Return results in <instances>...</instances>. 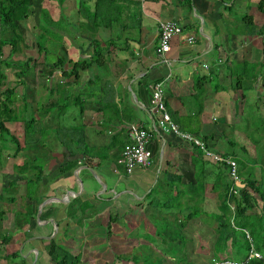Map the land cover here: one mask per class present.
Listing matches in <instances>:
<instances>
[{
    "label": "crops",
    "instance_id": "0c3cea01",
    "mask_svg": "<svg viewBox=\"0 0 264 264\" xmlns=\"http://www.w3.org/2000/svg\"><path fill=\"white\" fill-rule=\"evenodd\" d=\"M9 1L0 0L1 25L11 24L2 17ZM258 1L28 0L20 5V14L25 8L28 16L15 30L20 36L19 49L13 52L10 44L5 45L3 58L19 60L32 56V52L43 58L45 50L37 49L36 41L41 39L47 46L48 39L38 26L48 15L54 26L57 59L90 58L97 46L106 61L100 68L81 70L78 79L67 80L68 85L60 77L59 68L54 72V97L64 90L71 93L66 101L72 114L69 122L78 129L83 126L85 133L67 130L69 140L55 149L42 178L39 192L44 198L38 207L49 196L64 199L47 202L39 220L21 230L24 235L19 242L10 243L18 248L10 250L7 244L4 254L21 251L28 244L25 264H52L56 255L67 264L75 256L78 264H133L122 256L138 247L154 248L145 237L155 234L161 217L172 224L184 222L194 212L204 221L208 219L207 234H214L217 223L204 214L219 211L216 208L223 186L230 183L226 165L204 154L203 161L197 160L195 146L168 130L154 131L146 143L151 153L149 166H136L125 174L117 158L129 141L131 124L155 129L158 113L151 108V86L161 82L167 112L179 130L204 139L217 154L227 152V156L239 158L243 182L253 174L257 185L263 184L262 126L257 122L252 132L247 131V122H256L249 120L250 115L258 114L259 120H264V33L258 31L264 26V12L258 9ZM244 9L246 13L239 17L237 12ZM165 20L178 22L183 31L171 39L170 49L162 55L156 53L155 45L159 22ZM238 22L245 25L237 27ZM9 33L12 31L3 32L5 39H11ZM189 36L194 38L192 42L187 41ZM78 94L74 103L73 96ZM232 123L237 130L229 133L227 126L230 130ZM79 151L94 156L84 159ZM66 159H77L78 165L62 173L60 166ZM19 178L23 182L26 174ZM234 207L230 206L231 221ZM198 216L188 221L183 232L195 238V248L198 245L210 251L213 238L198 236ZM261 224L264 229L263 220ZM54 238L59 248L50 257L48 250ZM73 248L78 251L72 255L68 249ZM32 252L40 256L31 257ZM196 255L199 261L209 258Z\"/></svg>",
    "mask_w": 264,
    "mask_h": 264
},
{
    "label": "trees",
    "instance_id": "16d2710c",
    "mask_svg": "<svg viewBox=\"0 0 264 264\" xmlns=\"http://www.w3.org/2000/svg\"><path fill=\"white\" fill-rule=\"evenodd\" d=\"M9 3V8L2 14V17L4 22L10 21L11 24H0V62L7 68L17 66L19 69L14 71L13 74L14 86H9L7 84L9 78L7 72L0 73V94L2 96V98H0V160L4 153H6L8 157L13 158L21 151L25 154L23 161L13 164L14 172L20 175L26 174L25 179L27 184L24 190L22 192L15 191V193L20 192L21 195H26V204L23 206V211L16 210L13 215L14 229L19 228V230H22L24 227L29 226L30 222L35 219L38 204L41 199L44 198L43 194L39 192L42 187V178L46 175L45 171L47 170L49 161L53 160L54 154L57 152L55 149L66 144L65 140L68 137L67 130L79 131L81 135L85 133L83 126L78 129L74 123L71 125L69 122V117L72 116V114L70 111H67V109H69V103H66V101L71 98V93L64 90L60 94V90H57L59 95L58 97H54V89L51 84L53 74L56 69L59 68L61 71L60 77L65 81L64 84L68 85L67 80L69 78L74 77V79H78L79 72L91 66L100 68L101 65L105 63L106 58L102 54L101 48L95 46L96 49L94 54L90 58L81 57L76 61H65L62 58H55L51 62V60H47V46H44L40 41H36V48L45 50V56L41 62H38L36 58H32L31 56H26L19 60H15L11 56L3 58L2 48L5 45L10 44L13 52L19 49L20 36L15 34V30L20 28L19 21H24L28 16L25 8L20 14L23 3H28V0H10ZM20 5L22 6L20 7ZM257 7L260 11L264 12V0H259L257 2ZM244 17L250 19V16L244 15ZM42 19L45 22H50L48 15H44ZM7 31H12V33L8 34L11 39L4 38L3 32ZM258 31L264 33V26L262 30L258 29ZM94 42L96 45H99L97 41ZM23 45H25V47H31L24 42ZM25 71H33L31 81L41 83V86L47 91L45 99H38L35 101V107L32 105V102L28 101V96L31 95L30 93H34L33 88L31 87L33 91L31 92L29 89V82L26 87H23V82L28 80L23 76ZM49 80L50 82H47ZM64 84L61 83L60 85L64 87ZM18 86L21 87L19 95L23 102L20 106L16 107L15 97L17 96ZM27 86H29V88ZM73 97V102L75 103V97L78 98L79 94ZM81 111H83V107ZM51 112H53V114H51ZM56 122H60L62 125L57 124L54 126ZM9 124L20 125L22 139L17 136L14 132L15 130L9 127ZM261 126L263 128V125ZM97 132L101 133V131ZM54 139L56 141H54ZM203 142L205 146L208 147L204 139ZM190 143L195 146L196 152H199H195L196 159L203 161L204 157L200 151L201 149L199 150V147L193 142ZM69 154L74 155V153ZM226 154L228 155L227 152L225 155H219L222 157H229ZM79 155L84 159L94 156L87 151H79ZM233 159L236 161L237 170H239V158L237 160L235 158ZM219 163L228 167L224 161ZM77 165V159H69L65 161V164H61L60 172L65 173ZM238 175L241 183L236 189L239 195L229 196L228 191L231 183L229 180L230 183L223 186L224 189L223 194L220 196L219 211L213 213V216L210 218V220L217 223L215 233H211L213 237L212 242H210L211 257L207 259L210 264H214L215 262H220L221 264H264V229L261 228V221H264V196L260 193L255 178H249L246 182L244 181V183H246V186H244L239 171ZM18 182L20 183L19 180L14 179L11 180L8 185L2 186L1 192L3 199L15 201L13 195L6 196L5 193L10 191L12 186L18 187ZM36 185L37 187H35ZM157 186L158 184L156 187ZM256 194H259L262 201L260 209L258 195ZM230 201H234L235 204L233 221H231L232 211L229 204ZM257 210H261L260 213ZM4 214V210L0 211V217H3ZM196 216H198V213L194 212L189 214L188 218L184 219V222L178 220L172 224L167 217H161V223L157 224L159 226H157L158 230L155 234H148L145 237L153 243V246L156 245V247H146L149 248V252L144 251L140 254V256H142V262H140L141 258H139V261L137 259L138 255L135 254L133 256L127 254L122 256V258L132 260L133 264H203L199 261L198 255L194 253L196 245L195 238L192 237L190 233L183 232L188 221H191L193 217ZM205 220L208 221V219ZM163 222L164 224H162ZM245 232L248 233L251 240L246 237ZM10 238L11 237L3 238L0 242V246L6 244ZM57 248L59 247L55 243L54 238L51 240L48 255L51 257ZM252 251L261 255V258L252 254ZM18 252L19 251H16L11 254H1L0 252V264L2 259L7 260V262L9 261L8 264H15L13 260H16L18 256L20 257V262L18 264H25V259L23 256L19 255ZM151 258L156 261H149ZM165 261L167 263H165ZM207 261L205 264H208ZM52 264H67V262L64 259H60L59 256H56V258L54 257V259H52ZM71 264H78L77 256L74 257Z\"/></svg>",
    "mask_w": 264,
    "mask_h": 264
},
{
    "label": "rangeland",
    "instance_id": "374dc122",
    "mask_svg": "<svg viewBox=\"0 0 264 264\" xmlns=\"http://www.w3.org/2000/svg\"><path fill=\"white\" fill-rule=\"evenodd\" d=\"M244 11H245V13H246V10L244 9V10H239L237 13H238V16L240 17L243 13H244ZM243 25H245V24H243V23H241V22H238L237 23V27H241V26H243ZM57 26H59V23L57 24ZM52 27H54V26H52V21L51 22H45V21H41V23L39 24V26H38V29H39V31H43L44 33L42 34V36H44V37H46V39H48V41H47V49H48V51H47V60H51V62L53 61V59H55L56 57L54 56V54L56 53V51H57V48H56V42L53 40V35H54V33H53V31H52ZM58 28V27H57ZM40 42H41V39L39 40ZM33 42V41H32ZM42 43V42H41ZM32 58H36V60H38V61H41L43 58L42 57H40V56H38V57H36V54H35V52H32ZM57 57H59V56H57ZM2 58V57H1ZM63 59L65 60V61H68L69 59H68V57L67 56H65V57H63ZM73 61H75V60H73ZM3 63H1L0 62V73H5V72H7V74L9 75V78H8V85L9 86H14L15 85V82H14V71H16V70H18L19 68L17 67V66H12V67H10V68H7V67H5L4 65H2ZM69 65V64H68ZM32 73H33V71H25L24 73H23V76H25V78L26 79H28V80H26L25 82H23V87H26V85H27V83L29 82V86H30V88H29V86H27L30 90H31V92H33L32 91V88H33V90H34V93H30L31 95H29L28 96V101L29 102H32V105L35 107V101L36 100H41V99H45V97H46V94H47V91H46V89L44 88V87H42L41 86V83H39V82H32L31 81V79H32V77H31V75H32ZM29 76H30V78H29ZM47 82H50V80L49 81H47ZM38 83V84H37ZM49 84V83H48ZM32 87V88H31ZM1 88H3V87H1ZM27 88V89H28ZM19 92H21V87L20 86H18L17 87V96L15 97V106L17 107V106H20L21 104H22V99H21V97H20V95H19ZM0 98H2V96H1V94H0ZM67 111H69V109H67ZM74 111H76V110H74ZM51 114H53V112H51ZM255 119L256 120V122H247V125H248V128H247V131H250V132H252L253 130V124H256L257 122H258V124L257 125H263V128H262V130H263V134H264V120H259V119H261V118H259L258 117V114H252V115H250V117H249V120L251 121V119ZM258 118V119H257ZM264 119V118H263ZM57 124H61L62 125V123H60V122H56L55 123V125L54 126H56ZM9 127L12 129V130H15L14 132L17 134V136L19 137V138H21L22 139V130H21V128H20V125H18V124H9ZM238 129H239V127H238ZM227 130L229 131V133H233V132H235L236 130H237V128L235 129V124L234 123H232V128L229 130V124H228V126H227ZM228 131H227V134H228ZM250 136L252 137V134H250ZM64 140V139H63ZM69 140V138H67L65 141H66V143H67V141ZM72 140V139H71ZM54 141H56L55 139H54ZM263 145H264V143H263ZM253 146V145H252ZM226 147L227 148H229V145L228 144H226ZM62 148V147H61ZM60 148V149H61ZM212 149V148H211ZM200 150V149H199ZM201 151V153L203 154V151L202 150H200ZM212 151H214V150H212ZM196 153H199L198 151L196 152ZM24 156H25V154L21 151V152H19L16 156H15V158H13V157H8V155H6V153H4L3 154V156L1 157V160H0V168H2V169H0V211H2V210H4L5 211V214L3 215V217H0V242H1V240L3 239V238H8V237H11L10 238V240H8L7 242H6V244H2L1 246H0V252H1V254H4V252H8V245H11L12 243H13V241H15V242H19V237H21L20 235L22 234V235H24L23 234V232L21 231V230H19V228H15L14 229V226H13V224H14V222H13V215H14V212L16 211V210H22L23 211V206L26 204V200H25V196L26 195H21V193L20 192H22L23 190H24V188H25V185L27 184L26 183V179L23 181V182H21L20 181V178H19V175L20 174H18V173H16V172H14V169H13V164L14 163H16V162H20V161H23V159H24ZM264 167V166H263ZM263 175H264V172H263ZM251 177H253V178H255L254 176H253V174L252 175H250ZM19 180L20 181V183L18 182V187H16V186H12L11 188H10V191H8L7 193H5V195L6 196H14L15 197V201H9V200H7V199H3V196H2V192H1V188H2V186L4 185V186H6V185H8V183L11 181V180ZM226 179V178H225ZM256 179V178H255ZM195 180L197 181V178H196V176H195ZM203 180V179H202ZM223 180H224V178H223ZM241 183V182H240ZM242 184H244V186H246V183H242ZM29 185V184H28ZM30 186V185H29ZM35 187H37V185L35 186ZM204 187V186H203ZM259 187V189H260V193H264V191H263V188H264V182H263V184H260V186H258ZM15 191H20V192H18V193H15ZM262 191V192H261ZM12 193H14V194H12ZM4 195V194H3ZM256 195H258L257 197H258V199H259V209H260V207H261V204H262V201H261V199H260V197H259V194H256ZM264 196V195H263ZM27 199V198H26ZM232 205L234 204V202H232L231 203ZM71 206L72 207H74V204H71ZM39 208V207H38ZM216 210H219V205H217V208H216ZM258 212L259 211H261V210H257ZM77 214H78V211L76 212ZM36 215H37V212H36ZM205 216H207V215H210V216H212L213 214H212V211H210L209 210V213L208 212H205V214H204ZM199 218V221L201 222L200 223V229L198 230V236H202V237H204V238H206V237H212L211 236V234H207V232L209 231V230H207L206 228H205V221H204V217L203 216H201L200 214H199V216H198ZM155 219H159V216H156L155 217ZM35 221H36V216H35V219H34ZM31 223V222H30ZM81 223V222H80ZM30 225V224H29ZM186 226L188 227V224H186ZM26 229H29V226H27L26 227ZM26 229H22V230H26ZM139 230H141V229H139ZM21 232V233H20ZM140 232V231H139ZM246 233V232H245ZM245 235H247V233L245 234ZM12 236H14L13 238H12ZM213 238V237H212ZM37 241H39V242H41V240H37ZM37 243V245H38V247H40L41 246V243ZM11 243V244H10ZM8 244V245H7ZM156 247V245H154V248ZM7 248V249H6ZM12 248H15V249H17L18 248V245L16 244V245H11L10 246V250L12 249ZM30 250L28 249V244L21 250V251H19L18 253H19V255H21V256H25V254H27L28 252H29ZM68 251H69V253L71 254L72 253V255L74 254V253H77V248H73V249H68ZM144 251H147V252H149V248H146V247H142V248H140V247H138V248H136V249H134V250H131V252H129V254L128 255H131V256H133L134 254L135 255H138V260L140 261V259L139 258H141V261L140 262H142V256H140V254L142 253V252H144ZM58 252V251H57ZM40 253H42V251H40ZM195 253L196 254H198V253H201V255L203 256V257H205L206 255L208 256V257H210V251L207 249V248H205V249H203V248H200V247H198V245H197V247L195 248ZM148 254V253H147ZM36 255L39 257L40 256V254L38 255V254H36V252H32V253H30V256L31 257H36ZM57 256V255H56ZM124 256V255H123ZM259 258H261V255H259L258 256ZM136 259V260H137ZM20 257L18 256V258H16V260H13V262L15 261V263H16V261L19 263L20 261ZM129 260V259H128ZM134 260V259H133ZM156 261L155 259H149V261ZM40 261V260H39ZM132 261V260H131ZM153 261V262H154ZM209 261V260H208ZM207 261V263L208 264H210L209 262ZM133 262V261H132ZM200 262L201 263H203V264H205V262H206V259H203V260H200ZM9 263V261L7 262V261H2L1 262V264H8ZM165 263H167L166 261H165ZM47 264H51L50 262H48ZM122 264H129L128 262H125V263H122Z\"/></svg>",
    "mask_w": 264,
    "mask_h": 264
},
{
    "label": "built area",
    "instance_id": "2783aa9c",
    "mask_svg": "<svg viewBox=\"0 0 264 264\" xmlns=\"http://www.w3.org/2000/svg\"><path fill=\"white\" fill-rule=\"evenodd\" d=\"M158 39L155 45V51L157 54H165L170 49L171 39L175 35L182 34V26L176 21H160L158 25ZM193 37H187L188 42L193 41ZM152 98H151V108L158 113V120L155 129L148 130L145 129L140 124H131L128 128V138L129 141L123 147L120 156L117 159V163L122 166L125 174H130L134 167L139 166L145 168L151 163V153L146 148V143L153 136L154 131L164 132L166 130L180 136L183 140L188 142H193L196 146L203 151L206 158L214 162L224 161L228 165V176L231 181L228 194L229 196H238L239 192L236 189L240 185V179L237 170L236 161L231 157H222L221 155L211 151L205 146V143L192 136L189 133H185L179 130L177 125L171 120L165 104L164 88L161 82H155L152 84ZM232 201L229 202L232 206ZM247 233V232H246ZM246 237L251 240L250 236ZM252 254L259 256L258 253L252 251ZM228 263V262H226ZM214 264H221L220 262H215ZM233 264V263H232Z\"/></svg>",
    "mask_w": 264,
    "mask_h": 264
},
{
    "label": "water",
    "instance_id": "95a60500",
    "mask_svg": "<svg viewBox=\"0 0 264 264\" xmlns=\"http://www.w3.org/2000/svg\"><path fill=\"white\" fill-rule=\"evenodd\" d=\"M76 174V173H75ZM52 199H59V200H63L64 198L62 197H57V196H49L48 198H46V199H44L41 203H40V205H39V208H38V210H37V215H36V219L37 220H39V215H40V212H41V210H42V208H43V206L47 203V202H49L50 200H52ZM48 221H50V220H48ZM36 258V257H35ZM35 262V261H34Z\"/></svg>",
    "mask_w": 264,
    "mask_h": 264
}]
</instances>
